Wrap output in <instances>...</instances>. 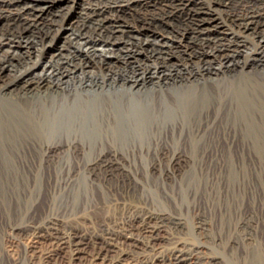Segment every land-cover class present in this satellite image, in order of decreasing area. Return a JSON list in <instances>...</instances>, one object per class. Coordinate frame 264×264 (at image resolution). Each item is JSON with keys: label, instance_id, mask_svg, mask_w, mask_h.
I'll return each instance as SVG.
<instances>
[{"label": "bare ground", "instance_id": "obj_1", "mask_svg": "<svg viewBox=\"0 0 264 264\" xmlns=\"http://www.w3.org/2000/svg\"><path fill=\"white\" fill-rule=\"evenodd\" d=\"M82 1L0 0V173L77 171L133 194L139 187L132 171L139 168L162 179L163 172L172 176V169L208 168V157L223 152H264L257 123L231 119L242 110L234 101L245 96L242 84L227 78L239 67L231 58L244 47L242 34L254 35L264 51V0H110L84 17L72 11ZM198 44L212 49L189 55L188 45ZM31 45L35 52L28 51ZM133 46L150 48L156 65L140 74L131 67L135 75L122 80L127 88H115L114 78L84 81L83 71L93 65H132ZM260 52L240 70L264 68ZM91 53L97 60L89 59ZM217 58L224 65L213 66ZM186 59L206 67L183 74L177 64ZM78 71V83L63 81ZM173 85L178 90L156 100L148 90L163 92ZM237 190L250 194L252 202L259 197L264 210V186ZM252 215L259 224V215ZM171 225L182 229L183 224L146 213L120 238L109 235L103 243L93 235L60 232L55 219L36 233L68 247L78 262L90 246L94 262L125 264L128 256L118 250L119 241L143 250L167 246V264H219L195 247L171 242L165 236Z\"/></svg>", "mask_w": 264, "mask_h": 264}, {"label": "rangeland", "instance_id": "obj_2", "mask_svg": "<svg viewBox=\"0 0 264 264\" xmlns=\"http://www.w3.org/2000/svg\"><path fill=\"white\" fill-rule=\"evenodd\" d=\"M107 3L112 2L83 0L76 2L72 11L83 13L84 17L89 9L102 7ZM240 37L245 42L244 47L239 49V55L233 52L234 57L231 58L239 67L227 78L242 84L243 90L240 94L242 93L246 100L242 98L240 101H234L233 105H241L242 110L231 119L255 121L256 133L260 131L263 136L264 68L240 70L244 62L253 59L260 52L259 42L254 35L242 34ZM191 46L193 47L188 45V53L191 56L195 52L212 49L200 44ZM34 49L36 45H31L28 51L32 53ZM131 50L136 55L132 65L117 64L111 69H100L98 65H93L83 71L84 81L114 78L117 81L115 88H127L122 86L123 79L145 70L149 71L156 65L150 57V48L133 46ZM18 51L24 52V49ZM71 52L74 56L75 48L71 49ZM90 55L89 59L97 60V55ZM259 57L264 61V51ZM177 65H180L179 70L183 74L196 73L206 67L203 61L195 59L182 60ZM218 65H224L221 58L213 62V66ZM131 67H134L135 74ZM59 69L60 66H57L58 71ZM65 69L70 70L72 67ZM79 73L78 71L70 74L63 81L78 83L82 77ZM176 88L178 87L173 85L163 88V92L157 88L148 90L152 91L156 100L160 95L166 97L168 93L178 90ZM140 97L144 98L143 95ZM161 159L165 163L167 157ZM208 162L210 166L204 167L206 170L172 169L173 175L168 176L163 172L162 179L158 172H146L142 168L133 170L139 187V192L133 194L123 192L120 186L115 189L116 184L113 181H94L89 178L88 173L83 172H1L0 264H101L91 258L90 246L82 260L74 261L68 247L60 245L56 239L48 241L40 238L36 229H42L47 220L55 219L60 222V232L67 233V230H72L75 233L93 235L97 237L98 242L103 243L109 235L120 238L132 221L146 213L179 219L183 224L182 229L172 228L171 225L166 229L165 236L171 238L173 243L181 242L197 248L200 256L213 257L219 264H264V210H261V199L257 197L252 202L250 194L243 195L237 190L246 188V185L264 186V152H223L213 158L208 157ZM141 190L143 194L140 193ZM41 201H44V205L39 207ZM252 213L259 215V224L255 223ZM249 218L251 220H248ZM139 237L140 235L135 233L134 238ZM117 247L128 256L125 264H150L151 261L152 264L168 263V247L164 245L156 246L154 250H143L118 241Z\"/></svg>", "mask_w": 264, "mask_h": 264}]
</instances>
